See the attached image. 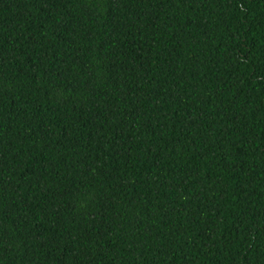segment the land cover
<instances>
[{
	"label": "trees",
	"instance_id": "16d2710c",
	"mask_svg": "<svg viewBox=\"0 0 264 264\" xmlns=\"http://www.w3.org/2000/svg\"><path fill=\"white\" fill-rule=\"evenodd\" d=\"M0 264H264V0H0Z\"/></svg>",
	"mask_w": 264,
	"mask_h": 264
}]
</instances>
